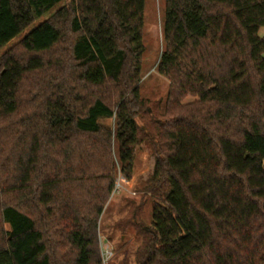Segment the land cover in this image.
Wrapping results in <instances>:
<instances>
[{"label":"trees","instance_id":"16d2710c","mask_svg":"<svg viewBox=\"0 0 264 264\" xmlns=\"http://www.w3.org/2000/svg\"><path fill=\"white\" fill-rule=\"evenodd\" d=\"M64 1L0 0V49L52 12L0 57V264H103L101 216L143 144L137 264H264V0H164L153 113L147 0Z\"/></svg>","mask_w":264,"mask_h":264},{"label":"rangeland","instance_id":"374dc122","mask_svg":"<svg viewBox=\"0 0 264 264\" xmlns=\"http://www.w3.org/2000/svg\"><path fill=\"white\" fill-rule=\"evenodd\" d=\"M67 2H62L58 7ZM164 0H147L144 22V45L142 80L140 84L141 95L150 101L147 110L150 113L162 111L169 82L158 73L157 64L164 49L162 19ZM47 13L36 23L12 42L0 49V57L10 48L17 46L31 29L41 21L50 16ZM264 34V31H262ZM193 101V98L188 99ZM141 124L140 118L137 119ZM115 120H103L102 124L114 127ZM153 169V158L149 147L145 144L136 149L135 170L131 180H126L119 175L116 182V189L106 210L100 220V252L103 264H137L136 251L142 244L143 235L138 227H133L132 216L138 211L139 221L148 226L151 222L152 204L149 199L142 200L141 188ZM109 246L111 255L104 259V247Z\"/></svg>","mask_w":264,"mask_h":264},{"label":"built area","instance_id":"2783aa9c","mask_svg":"<svg viewBox=\"0 0 264 264\" xmlns=\"http://www.w3.org/2000/svg\"><path fill=\"white\" fill-rule=\"evenodd\" d=\"M104 249V252H103V257L104 259H109L110 258V255H111V252H110V249H109V246H106L103 248Z\"/></svg>","mask_w":264,"mask_h":264}]
</instances>
